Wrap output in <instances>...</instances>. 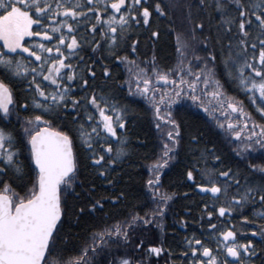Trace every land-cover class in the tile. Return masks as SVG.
<instances>
[{
  "label": "snow or ice",
  "instance_id": "obj_1",
  "mask_svg": "<svg viewBox=\"0 0 264 264\" xmlns=\"http://www.w3.org/2000/svg\"><path fill=\"white\" fill-rule=\"evenodd\" d=\"M92 4L93 0H0V119L5 122L11 119L13 97L10 84L16 77L28 79L24 88L32 92L31 104L33 111L38 113L26 119L23 139L19 141L11 131L0 128V264H144L143 259H134L124 253L114 255L118 244L110 241L127 244L133 226L151 225L165 212L173 194L161 190L160 170L177 148L181 129L172 117L171 105L181 97L197 105L210 120L216 122V127L226 137L235 138L232 142L236 144L234 151L238 156L250 154L257 147L264 150V0H259V3L249 0L247 6L242 0H209L208 4L199 0L197 7L203 8L218 26L217 30L209 24V34L200 37L206 58L199 68L193 69L189 63L192 55L188 53V48L190 41L196 40V33L204 29L203 20L193 23L190 38L174 33L177 61L167 71L159 70L154 64L149 73L134 59L129 60L127 55L115 57L126 66L128 75L124 82L128 85L130 96H140L151 106L153 122L158 129L162 125L168 126L162 131L161 150L156 159L149 162V178L144 181L146 191L142 195L150 196L152 207L145 209L143 214L130 210L124 221L117 220L111 225L94 229L80 247L78 255L59 259L56 241L65 208L61 190L75 191L74 182L79 167L77 151H82L86 158L91 159L101 176L105 175V168L115 164L127 151L124 137L118 134L126 127L123 108L109 104L107 97L95 88L90 93L86 91L90 87L89 79L94 76L92 66H86L87 72L81 75L77 64L67 62L76 59L83 39L76 35L77 26L86 15H94L95 23L89 22L87 28L92 32L97 25L100 26V36L111 56L117 42L124 39L130 21L143 19L147 25L151 16L150 9L141 6L142 0H96L94 8ZM154 9L160 16L164 15L159 0H156ZM58 17V22H55ZM33 28L37 30L33 31ZM253 30L259 39L253 35ZM211 31L217 32L215 43L221 48L223 75L235 89L248 97L260 116L259 121L243 103L227 94L216 78V51L208 47ZM157 35L158 32L153 30L151 36L155 38ZM25 37L29 38L27 42ZM101 42L98 40L90 46L97 49ZM136 44V40L131 41L133 53ZM224 47L228 49L227 55L223 53ZM249 49L252 55L248 54ZM23 54H28V57ZM195 60L199 62L201 57L196 55ZM103 72L105 77L110 75L106 66ZM154 81H164L173 87L165 89L157 99V90L150 87ZM74 88L84 94H70ZM21 107L24 108L25 104ZM46 117L67 122L54 128ZM248 125H251V130ZM242 133L246 135L243 142L238 143ZM97 139L101 141L99 148L95 147ZM195 139L193 136L192 140ZM17 143L20 148L16 147ZM21 149L28 153L27 169L19 159ZM104 154L111 158L104 167H100L105 161ZM211 158L219 162L216 155L212 154ZM194 167H189L185 176L201 192L211 193L210 199L220 196L223 182L224 199L220 206H214L218 217L230 216L235 209L243 208L250 198L253 205L259 201L264 208V183L249 186L247 179L240 181L239 170L232 168L218 173L207 169L202 172V182H196ZM248 168L264 174V164L249 163ZM10 179L17 181V187L22 191L13 188ZM241 183L244 184L243 191H233L228 195L230 187L239 188ZM257 190L259 196H256ZM123 195L120 193V197ZM112 199L117 200L118 197L113 196ZM100 203L97 199L88 207L94 208ZM207 207L204 205L203 210L212 217L213 212L207 211ZM253 215L262 224L258 229L249 226L248 231L264 241V211L257 213L253 208ZM240 219L249 221L248 216L241 215ZM251 224H255V220ZM207 228L212 233L216 250L200 239L187 237L186 246L191 254L188 264H249L250 259L260 252L252 240L235 242V233L228 227L218 234L216 225L209 223ZM142 243H136L134 247L140 249ZM161 251L158 244L148 245L149 253L159 254Z\"/></svg>",
  "mask_w": 264,
  "mask_h": 264
},
{
  "label": "trees",
  "instance_id": "obj_2",
  "mask_svg": "<svg viewBox=\"0 0 264 264\" xmlns=\"http://www.w3.org/2000/svg\"><path fill=\"white\" fill-rule=\"evenodd\" d=\"M159 2L164 9L163 16L156 13L154 9L156 0H142L141 6H146L151 11L149 23L145 25L143 19L130 21L125 29L124 39L117 42L115 48L112 49L113 54L111 56L108 55L107 45L100 36V26L97 25L92 32H89L87 28L89 22L95 23L94 15H86L77 26L76 35L83 39L79 52L76 53V59L67 62L77 64L81 75L87 72L86 66H92L94 76L89 79L90 87L86 91L90 93L92 88H95L98 93L107 97L109 104L114 103L117 107L123 108L126 127L118 134L124 137V145L127 151L115 164L105 168L104 176L99 174L98 168L90 158H86L82 151H77L79 167L74 182L75 191L71 189L61 190L65 208L63 222L60 224L56 241L59 259L78 255L80 247L94 229L111 225L117 220L124 221L130 210L139 211L140 214H143L145 209L152 207L150 196L142 195L146 191L144 181L149 178L147 167L149 162L154 161L161 150L162 131L166 130L168 126L162 125L158 129L153 122L151 106L140 96H130L128 85L124 82L128 75L126 66L116 60L115 57L127 55L129 60L134 59L139 67L145 68L146 72L149 73L154 64L159 70L167 71L177 61L174 33H181L186 39L190 38L193 34V23L197 20H203L204 29L196 33V40L190 41L188 48V53L192 55V60L189 63L192 64L193 69L199 68L206 58L200 37L209 34V24H213V27L218 30V26L209 19L207 12L203 8L197 7L199 0H159ZM242 2L247 6L249 0H242ZM252 2L259 3V0H252ZM208 3L209 0H205V4ZM95 4L96 0H93L91 7L94 8ZM216 18H219L218 15ZM58 20L59 17L55 22ZM45 22H48L46 18ZM36 30L33 28V31ZM153 30L158 32L155 38L151 36ZM253 35H256L257 39L260 38L255 30H253ZM216 36L217 32L211 31L208 45L209 48H214L216 51L214 66L216 78L221 81L225 92L243 103L245 108L252 112L259 121L260 116L255 112L248 97L235 89L233 84L223 75L220 64L221 48L215 43ZM24 40L27 42L29 38L25 37ZM98 40L102 41L101 44L97 46V49H93L90 45ZM132 40L137 41L134 46V53L132 52ZM249 42L251 43V39ZM0 47H2L1 42ZM4 51L8 55H12L8 50ZM17 52L19 53V50ZM223 53L227 55V47H224ZM248 54H253L251 49H249ZM196 55L201 57V61L196 62ZM23 56L27 58L28 54H23ZM34 59L30 58L33 61ZM105 66L110 69V75L107 77L103 72ZM31 67L32 64L29 62V68ZM27 82L28 79L23 77H16L11 81L13 97L11 119L7 122L0 119V128L11 131L18 141L23 139L26 119L30 115L38 114L33 111L31 104L32 92L26 91L24 88ZM154 82L150 87L157 90V99L165 89L173 87L172 85V87L158 88L154 86ZM70 94L81 96L84 93L78 88H74ZM22 104H25L24 108L21 107ZM199 109L186 97H181L171 105L172 117L177 121L181 131L172 158L160 170V188L162 191L173 195L166 204L165 212L153 220L151 225L137 224L130 229V239L127 244L110 241V243L118 244V248H114V255L124 253L134 259H143L144 264H188L191 254L190 249L186 246L187 237L200 239L203 244L214 251L216 250L212 233L207 228V225L212 223L216 225L217 234L225 227L233 230L237 243L252 240L254 247L259 248L260 252H257L254 259H250L249 264H264V241L259 235L254 236L252 232L248 231L249 226L258 229L262 224V221L253 215V208L257 210V213L264 211L259 201L253 205L250 202L252 198H250L243 208L235 209L230 216L218 217L214 211V206H220L224 199L223 182L221 181L220 196L210 199L211 193L201 192L185 176L187 169L195 166V180L202 182V172L207 169H214L218 173L220 170L232 168L239 170L240 181L243 182L247 179L249 186L259 185L264 183V174L260 173L259 170L249 169L248 164H264V150L257 147L250 154L246 153L243 157L238 156L234 151L236 144L232 142L233 139L226 137L221 129L216 127V122L210 120L207 114L202 113ZM46 119L50 118L46 117ZM50 122L55 128L67 121L50 119ZM248 128L251 130V125H248ZM244 135L246 133H242L238 143L243 142ZM193 136L196 137L195 141L192 140ZM100 145L101 141L97 139L95 147L99 148ZM16 147L20 148L19 143L16 144ZM212 154L219 157V162L211 158ZM104 155L105 161L100 167H104L107 160L111 158L107 154ZM27 157L28 153L21 149L19 159L26 169L29 164ZM28 179L30 182V176ZM9 182L17 191H22L21 188L17 187V181L10 179ZM243 190V183L239 188L233 185L228 190V195H231L233 191L239 193ZM120 193L124 194L123 197H120ZM259 195L260 192L257 190L256 196ZM113 196L118 197V199L113 200ZM97 199L101 203L94 208H89L88 204ZM204 205L208 206L207 211L213 212L212 217H209L203 210ZM76 209L81 211L77 212ZM241 215L248 216L249 221H242ZM253 220H255V224H251ZM65 236H67L66 241L64 240ZM141 242H143L141 248L136 249L134 245ZM149 244L160 245L162 251L159 254L147 252ZM198 258L199 256H197ZM241 258L243 259V255Z\"/></svg>",
  "mask_w": 264,
  "mask_h": 264
},
{
  "label": "water",
  "instance_id": "obj_3",
  "mask_svg": "<svg viewBox=\"0 0 264 264\" xmlns=\"http://www.w3.org/2000/svg\"><path fill=\"white\" fill-rule=\"evenodd\" d=\"M154 86L158 88H163V87H172V84L170 83H165L164 81H155ZM202 113H204L201 109H199ZM233 140L235 138H232ZM34 167V166H33Z\"/></svg>",
  "mask_w": 264,
  "mask_h": 264
},
{
  "label": "rangeland",
  "instance_id": "obj_4",
  "mask_svg": "<svg viewBox=\"0 0 264 264\" xmlns=\"http://www.w3.org/2000/svg\"><path fill=\"white\" fill-rule=\"evenodd\" d=\"M2 43V42H1Z\"/></svg>",
  "mask_w": 264,
  "mask_h": 264
}]
</instances>
